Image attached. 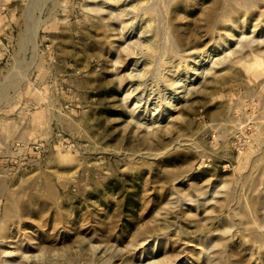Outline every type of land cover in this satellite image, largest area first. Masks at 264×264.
Wrapping results in <instances>:
<instances>
[{"label":"rangeland","instance_id":"1","mask_svg":"<svg viewBox=\"0 0 264 264\" xmlns=\"http://www.w3.org/2000/svg\"><path fill=\"white\" fill-rule=\"evenodd\" d=\"M0 264H264V0H0Z\"/></svg>","mask_w":264,"mask_h":264},{"label":"bare ground","instance_id":"2","mask_svg":"<svg viewBox=\"0 0 264 264\" xmlns=\"http://www.w3.org/2000/svg\"><path fill=\"white\" fill-rule=\"evenodd\" d=\"M141 99V98H140ZM135 101V100H134ZM137 106H138V104H137Z\"/></svg>","mask_w":264,"mask_h":264}]
</instances>
